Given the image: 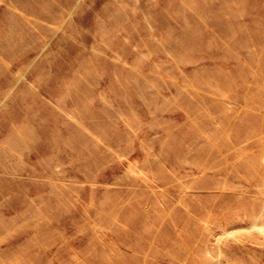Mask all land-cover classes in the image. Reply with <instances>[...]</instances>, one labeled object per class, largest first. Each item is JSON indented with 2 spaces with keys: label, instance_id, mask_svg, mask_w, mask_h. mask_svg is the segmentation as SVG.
<instances>
[{
  "label": "rangeland",
  "instance_id": "obj_1",
  "mask_svg": "<svg viewBox=\"0 0 264 264\" xmlns=\"http://www.w3.org/2000/svg\"><path fill=\"white\" fill-rule=\"evenodd\" d=\"M0 264H264V0H0Z\"/></svg>",
  "mask_w": 264,
  "mask_h": 264
}]
</instances>
